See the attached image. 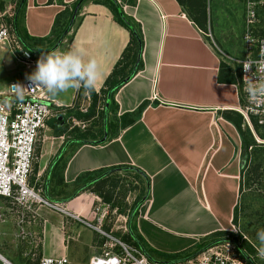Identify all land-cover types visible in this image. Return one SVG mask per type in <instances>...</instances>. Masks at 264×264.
<instances>
[{"label":"crops","instance_id":"0c3cea01","mask_svg":"<svg viewBox=\"0 0 264 264\" xmlns=\"http://www.w3.org/2000/svg\"><path fill=\"white\" fill-rule=\"evenodd\" d=\"M116 1L139 28L141 51L135 50L130 29L109 0H81L74 25L50 51L81 48L85 63L97 61L96 102L92 104L91 93L83 87L51 95L65 111L55 117L69 115L88 130L67 135L64 141L63 132L49 133L59 125L51 117L35 146L34 174L41 178L42 192L61 200L67 212L35 205L34 212H17L0 195V252L11 262L18 251L31 264H37L40 255L61 254L71 264H87L106 237L81 218L110 226L103 228L113 234L136 226L133 230L146 245L164 253H189L202 238L232 227L242 167L241 136L232 117L238 116L240 93L238 65L225 47L239 48L242 54V32L228 16L229 25L217 29L216 41L206 12L190 0ZM1 2L0 17L7 10L12 26V16L18 13L23 36L46 44L69 18L74 0ZM6 2H12L10 11L4 9ZM245 18L244 9V30ZM259 21L254 31L261 36ZM46 36L51 40L40 39ZM141 103L145 106L138 114ZM90 122L94 125L89 128ZM61 150L64 158L56 159ZM125 173L127 182L131 173L143 183L138 201L128 186L121 197L117 191L115 197L105 193L115 189L117 176ZM80 174L84 177L77 183ZM73 226L92 228L100 244L94 241L84 253L74 248L71 256L68 238Z\"/></svg>","mask_w":264,"mask_h":264},{"label":"built area","instance_id":"2783aa9c","mask_svg":"<svg viewBox=\"0 0 264 264\" xmlns=\"http://www.w3.org/2000/svg\"><path fill=\"white\" fill-rule=\"evenodd\" d=\"M244 2V54L231 57L239 70L240 102L236 110L241 114L242 125L251 131L258 144L264 145V97L253 101L247 91L250 84L264 85V36H258L254 31V25L259 21L258 9L264 7V0ZM3 42L21 47L12 26L8 27L0 21V43ZM22 54L26 58L31 55L23 47ZM245 61L252 65L248 71H245L243 66ZM17 85L23 89L15 88ZM19 92H22L23 99L19 98ZM63 114L65 111L61 109L59 102L45 88L34 87L29 76L10 80L7 88L0 91V195L7 197L17 212L22 209L32 211L35 208L33 205L67 212L61 200H54L43 194L42 183L38 177L35 178V181L39 179L36 185L29 181L35 146L42 138L48 119ZM72 120L81 126L84 125L74 117ZM19 213L22 214L21 211ZM21 220L19 216L18 225ZM81 220L106 237L101 251L91 255L87 264H159L151 262L139 247L116 236L103 226L84 218ZM19 233L23 234V230ZM241 255L233 240L225 239L208 244L194 255L169 264H256L249 253L247 257ZM0 264L14 263L0 252ZM37 264H71V261L66 254L40 255Z\"/></svg>","mask_w":264,"mask_h":264},{"label":"rangeland","instance_id":"374dc122","mask_svg":"<svg viewBox=\"0 0 264 264\" xmlns=\"http://www.w3.org/2000/svg\"><path fill=\"white\" fill-rule=\"evenodd\" d=\"M186 3L187 0H185ZM205 3V12L207 15L208 26L213 30L214 39L217 41V29L220 27L228 26V16H233V20L236 21L234 25H236V29L242 32L240 38V44L242 46V54L244 53V38H243V30H244V9H245V2L244 0H202ZM12 4V2H11ZM11 4L8 2L5 3L4 9L9 8L11 10ZM10 15L7 14V10L4 12L2 17H0V21L4 22L5 24L10 27L9 22ZM260 19L262 20V26L259 27V31L264 34V12L263 15L259 14ZM261 21H259L260 23ZM74 25V24H73ZM11 29V28H10ZM241 29V30H239ZM234 34V33H233ZM219 41V40H218ZM235 41L234 37H230L229 42L233 43ZM234 44V43H233ZM220 45V44H219ZM222 45V44H221ZM220 45V46H221ZM238 48L237 45H235ZM222 47V46H221ZM224 47V46H223ZM230 47V46H229ZM228 46L225 49L231 54L230 56H240L241 51L235 50L233 48H229ZM42 53L40 52H31L30 59L26 58L22 54V47H16L12 44H7L6 42L0 43V91L5 90L7 88V84L10 80L30 76L34 70L36 69L37 62L41 58ZM51 54V52L45 53ZM136 63V59L134 61ZM83 93V92H82ZM82 97V94H79V98ZM83 100H80V102ZM81 103H84L81 102ZM85 104V103H84ZM71 116L65 115L64 119L59 126L61 131L64 133V141L67 138V135L75 134L76 131L78 132H86L88 127L83 128L79 123H74V121L70 118ZM93 120V119H92ZM89 123L90 126L94 125L93 123ZM82 127H78V126ZM80 128V129H76ZM83 130V131H81ZM50 134H55V129L51 128L49 131ZM262 133H260L261 135ZM262 136V135H261ZM56 140V139H55ZM58 140V139H57ZM63 141V142H64ZM259 148L256 150H250L246 154L241 156V162L243 165V180H242V193L241 197L237 199L238 203V215L236 221L232 219V227L231 229H225L229 232L227 237H231L233 243L238 242L242 244L243 248L247 250L253 259L259 260L260 262H264V257H262L258 251L259 248L264 247L261 245L260 241L257 238V232L261 229H264V145L259 144ZM262 148V149H261ZM65 152L62 150L60 151L59 155L56 159L61 155V158H64ZM37 163H33L32 171L29 175L30 183H34L35 185L39 182V179L35 181V169ZM131 169L137 170L136 168L130 167ZM138 171V170H137ZM50 173V170H49ZM43 174V172H42ZM142 176L146 178L145 174L142 173ZM118 184L116 185L115 189L111 191H105V193H111L113 197L114 191H117L118 196L120 193V197L123 192V187L128 186L131 190H134L136 195V201H138L141 197V188L143 183H140L137 176L133 178V174H129V180L127 182V175L119 174L117 176ZM41 180V178H40ZM147 180V178H146ZM127 184V185H126ZM100 185L94 186L91 189H94ZM46 188L48 186L46 185ZM48 192V190H47ZM49 193V192H48ZM49 196V194H47ZM51 197V196H49ZM119 197V198H120ZM118 200V199H117ZM114 202V201H113ZM237 203V202H236ZM104 228H109L110 226H103ZM135 231L136 226H133ZM72 238H68V243L70 246L69 254L73 256V249H81L82 253L86 252L87 249L90 248V244L96 241V244H100V240L98 238L99 234L93 231L92 228L87 226H73ZM79 230V235L75 237V232ZM135 231L129 227L127 233H123L121 230H115L114 234L123 240L135 244L134 241L138 244L137 246L141 251H143L148 258L153 263L162 264L164 260L173 261L175 259L180 258V256L185 257L187 256L184 252L181 253H164L155 247H151L143 241L144 245L140 242V239L135 234ZM74 235V236H73ZM97 236V238L95 237ZM210 236L202 238V241L198 244H204L208 241ZM243 240H246L251 246L252 249H248L245 245H243ZM136 245V244H135ZM197 244L192 246L190 250H194ZM153 251H152V250ZM2 251V250H0ZM100 251V250H99ZM98 251V252H99ZM159 252V253H158ZM159 254V255H158ZM13 257L10 259L15 264H31V262L27 259V257H22L19 252H14ZM76 260H79L78 256H76ZM89 259V258H88ZM163 260V261H160ZM88 261V260H87ZM258 262V261H257Z\"/></svg>","mask_w":264,"mask_h":264},{"label":"trees","instance_id":"16d2710c","mask_svg":"<svg viewBox=\"0 0 264 264\" xmlns=\"http://www.w3.org/2000/svg\"><path fill=\"white\" fill-rule=\"evenodd\" d=\"M21 1H22L21 3L23 4L24 3V0H21ZM109 1L111 2V5L115 9V11L119 14L120 21L130 29L131 34H132V38H133V42L132 43L134 45L135 50L138 49L139 51H141L142 38H141L140 33H138V29L139 28L134 23H132V21L129 19V17L122 11V8L121 9L119 8L118 2L116 0H109ZM190 1L193 2V3H196L199 6V8H202V11L205 12V6H204L205 3H203L202 0H190ZM80 2H81V0H74L73 6L70 9L69 18L67 19V21L65 22V24L55 34L54 39L51 42H48L46 44H38L37 42H32V41L30 42V40H27L23 36V34L19 30V28L17 27L18 13L13 14V16H12V20H13V22H12V24H13L12 25L13 26L12 27V31H13V33H14L17 41H18V43L20 44V46L23 47L24 49H27L30 53L31 52H45V53L50 52L63 39V37L65 36V34L71 29V27L75 23L76 16H77V13H78V9L76 11H74V8H75L76 3H80ZM1 3L2 2L0 0V4ZM258 11H259V14L260 15L261 14L263 15L264 7H261L260 9H258ZM262 20L263 19H260L261 22L258 23L259 27L262 26V24H261L262 23ZM55 21H57V18H55ZM256 30H257V33L259 35H261V36L264 35L263 33H261L259 31V28H257ZM53 32H54V28H53ZM40 39H46L47 41L51 40L49 36L42 37ZM39 41H42V40H39ZM135 56H136V54L133 56V60L134 61L136 59ZM140 63H141V61L139 60V64ZM90 93L92 95V104H94L96 102V93L94 92V90L91 91ZM144 106H145V103H141L138 106V108L136 110V113L139 114L140 111L143 109ZM81 114H82V112H80V115ZM237 114H238V116L236 117V119H234L233 117H232V119H233L235 125L237 126V128L239 129V133H240V136H241V156L243 157V155L247 153L249 146H250V148H249L250 150H252V149L253 150H256L260 146L255 141V139H254L252 133L250 132V130L248 128H243L242 127V124H241V121H242L241 114L240 113H237ZM53 118H54L55 122L58 123V124L63 121L62 118H58V117H53ZM56 123H55V125H56ZM54 129H55V132L57 134H61L62 133L61 128H60L59 125L57 127H54ZM89 173H93V172H89ZM82 177H84V175H82V174L78 175L77 178L75 179V182L78 183L80 181V179H82ZM242 180H243V165L241 167V178H240V186H239V199H240L241 193H242L241 192L242 191ZM47 194H48V192H47ZM50 196H53V195L50 193ZM49 198H51V197H49ZM238 203L239 202L237 201V203L234 205V208H233V218L232 219L234 221H236L237 215H238L237 214L238 213V207H239L238 206ZM131 228L133 230V226H131ZM228 233L229 232H227L226 230H217V231L213 232L210 235V238H208V241L207 242H205L202 245L201 244H197L196 247L194 248V250H190L189 253H187V256H185V257H188L190 255H194L199 250H201L202 248H204L205 246H207L208 244H211L213 242H217V241L225 240V239H231V237H227L228 236L227 235ZM135 234L140 239V242L144 245L143 240H141V236H139L138 233H136V232H135ZM134 243L136 244V245L134 244L135 246L138 245L135 241H134ZM235 244H236V249H238L239 253L242 254L241 256L247 257V250H245L243 248L242 244H240L238 242H235ZM243 245H245L246 247H248V249H252V246L246 240H243ZM181 258H184V257L180 256V258H178V259H181ZM175 260H177V259H175ZM175 260H173V261H175ZM160 261H163V260H160ZM254 261H255L256 264H264V262H260L259 260H255L254 259ZM165 262L167 263L169 261L164 260L162 264H164Z\"/></svg>","mask_w":264,"mask_h":264},{"label":"clouds","instance_id":"9594fccd","mask_svg":"<svg viewBox=\"0 0 264 264\" xmlns=\"http://www.w3.org/2000/svg\"><path fill=\"white\" fill-rule=\"evenodd\" d=\"M84 55V50L81 48H73L68 52L42 54L29 80L34 87L45 88L52 96L66 92L70 88L78 90L83 87L91 92L96 89L100 69L95 59H90L85 63ZM243 66L245 71H248L252 65L245 61ZM17 87L23 89L19 85L15 88ZM247 91L253 101L264 97V85L252 86L250 84ZM18 95L20 99H23L22 92ZM257 238L264 246V229L257 232ZM258 251L264 257V247L259 248Z\"/></svg>","mask_w":264,"mask_h":264},{"label":"water","instance_id":"95a60500","mask_svg":"<svg viewBox=\"0 0 264 264\" xmlns=\"http://www.w3.org/2000/svg\"><path fill=\"white\" fill-rule=\"evenodd\" d=\"M79 3H76L74 11H76L78 9Z\"/></svg>","mask_w":264,"mask_h":264}]
</instances>
